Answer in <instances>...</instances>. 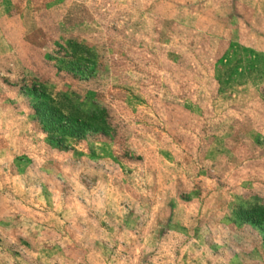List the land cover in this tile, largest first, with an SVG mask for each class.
<instances>
[{"label":"rangeland","instance_id":"obj_1","mask_svg":"<svg viewBox=\"0 0 264 264\" xmlns=\"http://www.w3.org/2000/svg\"><path fill=\"white\" fill-rule=\"evenodd\" d=\"M0 264H264V0H0Z\"/></svg>","mask_w":264,"mask_h":264},{"label":"trees","instance_id":"obj_2","mask_svg":"<svg viewBox=\"0 0 264 264\" xmlns=\"http://www.w3.org/2000/svg\"><path fill=\"white\" fill-rule=\"evenodd\" d=\"M79 114V113H78Z\"/></svg>","mask_w":264,"mask_h":264}]
</instances>
